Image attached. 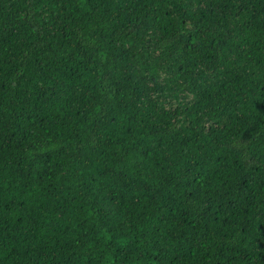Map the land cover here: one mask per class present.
Listing matches in <instances>:
<instances>
[{
    "label": "trees",
    "instance_id": "16d2710c",
    "mask_svg": "<svg viewBox=\"0 0 264 264\" xmlns=\"http://www.w3.org/2000/svg\"><path fill=\"white\" fill-rule=\"evenodd\" d=\"M0 264H264V0H0Z\"/></svg>",
    "mask_w": 264,
    "mask_h": 264
}]
</instances>
